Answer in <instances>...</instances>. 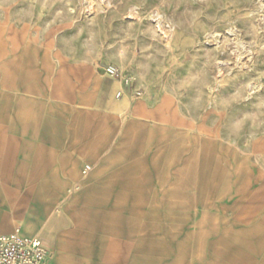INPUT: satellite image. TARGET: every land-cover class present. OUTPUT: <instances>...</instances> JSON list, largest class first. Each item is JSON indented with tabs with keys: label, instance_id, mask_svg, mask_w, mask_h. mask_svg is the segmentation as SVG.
Returning <instances> with one entry per match:
<instances>
[{
	"label": "rangeland",
	"instance_id": "obj_1",
	"mask_svg": "<svg viewBox=\"0 0 264 264\" xmlns=\"http://www.w3.org/2000/svg\"><path fill=\"white\" fill-rule=\"evenodd\" d=\"M43 41L186 124L120 176L113 218H73L56 264H264V0H0V107Z\"/></svg>",
	"mask_w": 264,
	"mask_h": 264
},
{
	"label": "crops",
	"instance_id": "obj_2",
	"mask_svg": "<svg viewBox=\"0 0 264 264\" xmlns=\"http://www.w3.org/2000/svg\"><path fill=\"white\" fill-rule=\"evenodd\" d=\"M43 43L24 44V82L0 107V235L39 239L46 264H56L71 221L113 218L120 176L186 124L168 98L123 91L89 62Z\"/></svg>",
	"mask_w": 264,
	"mask_h": 264
},
{
	"label": "built area",
	"instance_id": "obj_3",
	"mask_svg": "<svg viewBox=\"0 0 264 264\" xmlns=\"http://www.w3.org/2000/svg\"><path fill=\"white\" fill-rule=\"evenodd\" d=\"M106 77L120 83L121 90L131 88L132 80L123 75V72L115 66L108 65L104 68ZM118 92L116 97H120ZM90 171L86 166L82 170V177ZM49 259L48 251L43 248L37 238H24L18 231L9 235H0V264H46Z\"/></svg>",
	"mask_w": 264,
	"mask_h": 264
},
{
	"label": "bare ground",
	"instance_id": "obj_4",
	"mask_svg": "<svg viewBox=\"0 0 264 264\" xmlns=\"http://www.w3.org/2000/svg\"><path fill=\"white\" fill-rule=\"evenodd\" d=\"M129 20V19H128ZM133 21V20H132ZM234 40V39H233ZM216 46V45H215ZM39 240V239H38ZM40 244L43 246L42 242L39 240ZM44 247V246H43Z\"/></svg>",
	"mask_w": 264,
	"mask_h": 264
}]
</instances>
